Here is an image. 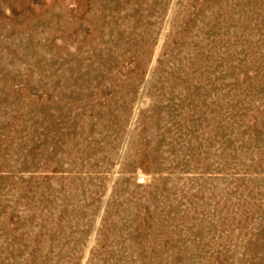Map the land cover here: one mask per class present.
<instances>
[{
    "label": "rangeland",
    "instance_id": "374dc122",
    "mask_svg": "<svg viewBox=\"0 0 264 264\" xmlns=\"http://www.w3.org/2000/svg\"><path fill=\"white\" fill-rule=\"evenodd\" d=\"M0 264H264V0H0Z\"/></svg>",
    "mask_w": 264,
    "mask_h": 264
}]
</instances>
